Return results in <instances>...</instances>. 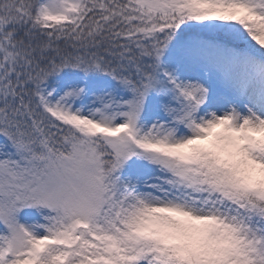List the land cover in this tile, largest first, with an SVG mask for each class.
I'll return each instance as SVG.
<instances>
[{
	"label": "snow or ice",
	"instance_id": "6c2138e0",
	"mask_svg": "<svg viewBox=\"0 0 264 264\" xmlns=\"http://www.w3.org/2000/svg\"><path fill=\"white\" fill-rule=\"evenodd\" d=\"M0 264H264V0H0Z\"/></svg>",
	"mask_w": 264,
	"mask_h": 264
}]
</instances>
